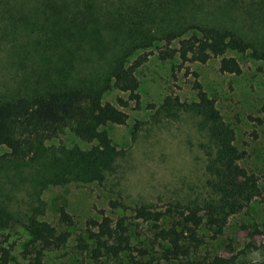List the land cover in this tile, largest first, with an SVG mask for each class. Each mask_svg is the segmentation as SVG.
I'll return each instance as SVG.
<instances>
[{
	"label": "rangeland",
	"instance_id": "obj_1",
	"mask_svg": "<svg viewBox=\"0 0 264 264\" xmlns=\"http://www.w3.org/2000/svg\"><path fill=\"white\" fill-rule=\"evenodd\" d=\"M105 1L115 7L119 2L101 0L99 6ZM196 2L200 11H191V1L181 6L180 14L181 8H173L172 18L182 20L185 14L190 23L214 24L264 46V0ZM52 10L57 9L42 0H0V103L99 81L95 84L108 87L102 101L126 113L127 120L101 128L111 141L108 152L80 140L70 127L23 157H12L0 147V247L9 250V264H29L23 252L30 241L25 226L31 221L65 229L60 208L73 217L71 237L61 248L45 251L42 264H264V59H254L250 51H228L225 56L235 58L241 72L221 74L219 58L204 64H180L177 57L161 60L164 44L156 40L127 51L125 66L148 54L134 72L139 100L129 101L127 93L112 86L115 34L102 20L99 38L84 37L77 46L61 41L53 49L46 31L64 18ZM175 47L173 42L170 48ZM195 83L232 130V145L241 156L236 165L256 177L258 192L221 228L209 225L204 211L194 216L185 212L187 225L194 228L193 239L184 232L181 241L187 254L165 260L162 252L168 245L154 238L151 222L134 218V209L145 206L164 213L173 206H201L212 197L205 170L210 139L193 112ZM102 216L124 219L132 249L95 262L75 248V239L85 237L88 220ZM165 219L161 227L182 222Z\"/></svg>",
	"mask_w": 264,
	"mask_h": 264
},
{
	"label": "trees",
	"instance_id": "obj_2",
	"mask_svg": "<svg viewBox=\"0 0 264 264\" xmlns=\"http://www.w3.org/2000/svg\"><path fill=\"white\" fill-rule=\"evenodd\" d=\"M42 1L49 8L56 7L57 10L52 11L64 18L63 24L51 25L46 31L53 49L61 41H72L77 46L82 45L84 37L99 38L103 20L104 28L115 34L113 44L116 54L111 59L110 71L112 86L127 93L129 101L139 100L134 72L146 61L148 54L138 56L125 66L127 51L148 47L156 40L164 44V50L158 53L161 60L177 57L180 64H204L211 58H219L218 70L221 74L238 75L241 72L236 59L225 56L228 51H250L254 59H264V46L255 45L233 30L209 23H190L185 14L182 20L172 18L173 8L180 9L191 1V11H200L201 5L196 0H118L116 7L107 6L108 1L99 6L101 0ZM173 42L177 43V47L171 49ZM84 75L92 77V73ZM90 82L0 103V147L6 148L12 157H23L31 153L36 145L54 137L59 130L70 127L80 140L95 142L98 148L110 151V138L101 128L107 124L123 125L127 115L102 101V93L108 87L102 88L98 85L99 81H93L98 84ZM194 88L197 101L193 104V112L201 120L210 139L211 149L207 153L205 170L212 197L201 206H173L164 213L145 206L134 209V218L151 222L155 230L154 238L168 245L162 252L165 260L187 254L188 249L182 246L181 241L185 239L184 232H189L192 240L194 228L187 225L185 212L194 216L198 211H204L209 225L221 228L230 215L246 207L258 192L256 177L236 165L241 156L232 145V130L221 121L213 101L200 85L195 83ZM119 103L125 105L121 100ZM175 217L182 218V222H174L168 227L160 226L161 220H173ZM59 222L64 230H58L47 222L31 221L25 226L30 241L23 254L28 256L29 264H42L45 251L59 249L68 242L71 237L68 229L74 226L73 217L60 208ZM84 234L85 237H76L75 248L79 252H87L95 262L102 256L118 258L121 253L132 249L123 218L114 221L102 216L100 220H88ZM139 253L143 255L145 251ZM9 260V250L0 247V264H9Z\"/></svg>",
	"mask_w": 264,
	"mask_h": 264
}]
</instances>
